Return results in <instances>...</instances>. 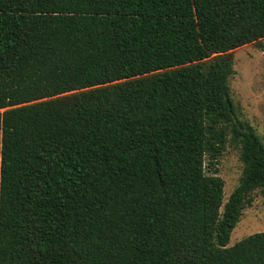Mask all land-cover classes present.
Listing matches in <instances>:
<instances>
[{
	"label": "trees",
	"instance_id": "obj_1",
	"mask_svg": "<svg viewBox=\"0 0 264 264\" xmlns=\"http://www.w3.org/2000/svg\"><path fill=\"white\" fill-rule=\"evenodd\" d=\"M263 37L264 0H0V264H264L227 246L264 203L229 51Z\"/></svg>",
	"mask_w": 264,
	"mask_h": 264
},
{
	"label": "rangeland",
	"instance_id": "obj_2",
	"mask_svg": "<svg viewBox=\"0 0 264 264\" xmlns=\"http://www.w3.org/2000/svg\"><path fill=\"white\" fill-rule=\"evenodd\" d=\"M264 44V37L261 38ZM234 73L228 78L230 97L237 117L249 124L264 144V51L254 43H247L231 51ZM240 145L227 136L225 148L217 159L216 173L223 179V199L226 201L239 183L242 170ZM205 172L213 173L207 164ZM250 201L242 209L239 221L231 231L227 246L255 232L264 231V203L258 189L249 194Z\"/></svg>",
	"mask_w": 264,
	"mask_h": 264
},
{
	"label": "water",
	"instance_id": "obj_3",
	"mask_svg": "<svg viewBox=\"0 0 264 264\" xmlns=\"http://www.w3.org/2000/svg\"><path fill=\"white\" fill-rule=\"evenodd\" d=\"M231 56H232V53L230 52V53H229V57H231Z\"/></svg>",
	"mask_w": 264,
	"mask_h": 264
}]
</instances>
